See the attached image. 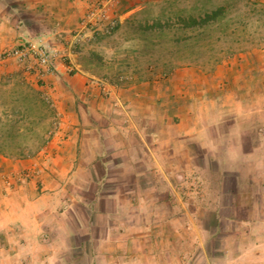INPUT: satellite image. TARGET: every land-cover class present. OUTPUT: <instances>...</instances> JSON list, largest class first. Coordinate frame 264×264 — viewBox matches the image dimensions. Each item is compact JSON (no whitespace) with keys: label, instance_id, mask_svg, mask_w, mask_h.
<instances>
[{"label":"rangeland","instance_id":"1","mask_svg":"<svg viewBox=\"0 0 264 264\" xmlns=\"http://www.w3.org/2000/svg\"><path fill=\"white\" fill-rule=\"evenodd\" d=\"M219 8L223 15L218 23L189 25V18ZM153 25L157 27L150 30ZM63 40L67 50L55 54L75 55L80 65L70 75L99 80L91 101L100 95L108 99L103 86L119 92L124 102L141 106L143 101L163 99L167 113H151V133L157 136L148 140L152 148L155 142H165L168 148L148 151L135 166L109 152L105 172L100 164H82L66 179L69 201L59 200L58 207L66 210L62 220L72 224L83 242L61 264L89 263L95 243L86 239L101 234L106 220L101 209H113L114 201L127 204L129 198L141 205L145 219L150 218L153 233L178 238L177 249L170 239L163 245L168 252L184 255L178 264H264V0L96 4ZM31 73L45 76L35 60L17 64L0 57V183L7 176L1 171L5 161L28 163L16 174L18 183L37 180L58 127L56 105L45 82L37 83ZM24 86L39 92L42 102L26 98ZM134 91L139 97H126ZM94 106L103 109L98 101ZM143 113L134 107L130 123L142 124ZM113 114L118 119L112 127L125 122L124 114ZM166 121L164 133L154 132ZM209 126L213 131L203 130ZM132 128L114 129L108 138L118 147L112 150L122 151L124 143L133 146L144 137L142 131L140 136L126 132ZM190 129L195 130L182 135ZM171 152L178 155L171 157ZM104 173L107 177L97 180ZM133 173L136 189L128 195L123 191L133 182ZM119 214L124 217L128 211ZM52 232L47 227V234ZM32 261L25 264H40Z\"/></svg>","mask_w":264,"mask_h":264},{"label":"crops","instance_id":"2","mask_svg":"<svg viewBox=\"0 0 264 264\" xmlns=\"http://www.w3.org/2000/svg\"><path fill=\"white\" fill-rule=\"evenodd\" d=\"M139 1L13 0L11 3L9 0H0V55L5 50L14 48L25 41L46 50L61 53L67 50L63 39L73 34V31L78 28V21L83 18L88 9L96 4ZM67 56V58L56 59L53 72L44 74L42 78L37 73H31V77L37 80V83L40 80L45 82L44 87L49 91L59 117L57 130L48 142V151L41 163L42 173L38 172L40 175L37 180L31 179L30 183L22 181L25 184H21L17 182L16 174L28 164L26 161H5L4 167L1 166L3 169L1 171L7 173L6 178L0 183V261L2 264H25L29 260H37L36 262L40 264H61L63 258H71L74 247L81 248L83 240L78 237L77 231L68 220H62L63 214L67 212L61 206L58 207V204L59 200L69 201L67 194L70 186H67L66 179L73 177L75 170H78L82 164H100L105 168L103 169L105 172L106 167L108 168L106 164L110 162L107 157L109 152H112V157L122 155L124 163L135 166L136 163H141L148 151L153 149L161 151L168 148L165 142L164 144L155 142L157 146L152 148L148 140L157 136L151 133L153 130L150 125L151 113L155 110L167 113L164 110L166 105L163 99L162 101L159 98L153 99L149 102L150 104L143 101L145 104L141 106L132 101L124 102L119 92L103 86L104 95H108V99L100 95L101 99L95 96L96 100L91 101L93 92L97 94L93 85H98L96 81L99 80H93V77L76 72L70 75L72 73L67 68L78 70L80 65L75 55ZM144 87L146 89V86ZM139 95V92L134 91L132 94L128 93L126 97L131 96L133 100L134 96L139 97ZM97 101L103 106L102 110L95 108ZM118 104L120 108L113 107ZM134 107L145 113L141 114L144 115L141 118L142 124L130 123ZM113 111L124 114L121 119L125 122L119 123L117 127H112L111 124L118 119ZM165 119L169 117L165 116ZM164 124L157 126L154 132L158 135L164 133L169 122L166 121ZM175 126L179 128L181 124ZM115 128H132L133 130H126V132L135 131L139 136L142 131L144 137L140 136L139 142H135L133 146H130L131 142L127 145L124 143L123 150L117 152L112 149H116L118 144L108 138L115 132ZM210 129L213 131L214 126L203 128L204 131ZM194 130L190 129L182 135L188 136ZM136 133L131 135L136 136ZM182 135L179 136L182 137ZM136 138L134 137V140ZM123 141L126 142V140ZM111 147L114 148L111 149ZM137 149L140 153H137ZM173 154L178 155L177 152H171L170 156L172 157ZM34 166H37L39 171V165L34 164ZM132 170L136 171V169ZM10 177L12 178L9 179ZM104 177H107L105 173L97 180L100 181ZM136 177L137 174L133 173L131 177L133 182L127 184L128 189L123 193L130 195L135 192ZM132 201L133 203H130ZM113 203V209H101L106 218L101 234L97 238L86 239V242L95 243L94 249L88 252L91 261L87 264H178L179 259H184L183 254L168 252L163 246L170 239L173 248L177 249L178 238L153 233L155 231L149 229L150 218L145 219V213L135 199L129 198V202L123 205L115 201ZM121 211H128V214L123 217L119 214ZM166 223L167 219L164 228L167 227ZM158 225L161 228L157 232H160L163 225L161 223ZM47 227L53 231L51 235L47 234ZM77 239H79L78 243ZM79 258H83V254Z\"/></svg>","mask_w":264,"mask_h":264},{"label":"built area","instance_id":"3","mask_svg":"<svg viewBox=\"0 0 264 264\" xmlns=\"http://www.w3.org/2000/svg\"><path fill=\"white\" fill-rule=\"evenodd\" d=\"M0 57L2 61H14L17 64H26L30 60H35L37 68L44 74L53 72L54 63L59 58L55 52L26 41L20 42L14 48L5 50ZM67 70L73 72L71 68H67Z\"/></svg>","mask_w":264,"mask_h":264},{"label":"trees","instance_id":"4","mask_svg":"<svg viewBox=\"0 0 264 264\" xmlns=\"http://www.w3.org/2000/svg\"><path fill=\"white\" fill-rule=\"evenodd\" d=\"M222 15H223V9L219 8V9H217L211 13L203 14V15L199 16L198 18H196V17L189 18V25H193V26L198 27V28H205L206 26L213 25L214 23L215 24L218 23L219 20L222 19ZM157 26L161 29L163 28L162 24H158ZM157 26L156 25L149 26V29L153 30ZM23 92H24V95L26 98H29V96H33L38 104H40V102H42L41 101V94H39V92H37L33 88H30L28 86H24Z\"/></svg>","mask_w":264,"mask_h":264}]
</instances>
